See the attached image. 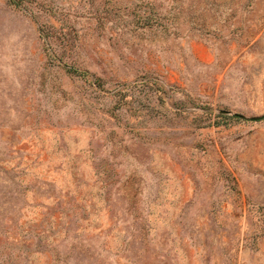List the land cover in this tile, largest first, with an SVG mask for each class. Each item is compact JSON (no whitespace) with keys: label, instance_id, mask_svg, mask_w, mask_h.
Wrapping results in <instances>:
<instances>
[{"label":"rangeland","instance_id":"rangeland-1","mask_svg":"<svg viewBox=\"0 0 264 264\" xmlns=\"http://www.w3.org/2000/svg\"><path fill=\"white\" fill-rule=\"evenodd\" d=\"M0 264H264V0H0Z\"/></svg>","mask_w":264,"mask_h":264},{"label":"water","instance_id":"water-1","mask_svg":"<svg viewBox=\"0 0 264 264\" xmlns=\"http://www.w3.org/2000/svg\"><path fill=\"white\" fill-rule=\"evenodd\" d=\"M222 114H227V115H230V112H226V111H222L221 112ZM233 115L234 117H237V118H240V119H248L249 121H260L263 119V117H257V118H246L245 116L243 115H240V114H231Z\"/></svg>","mask_w":264,"mask_h":264}]
</instances>
